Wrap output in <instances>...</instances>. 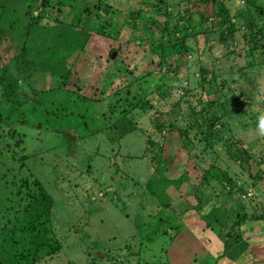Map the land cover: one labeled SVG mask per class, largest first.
<instances>
[{
    "label": "rangeland",
    "instance_id": "rangeland-1",
    "mask_svg": "<svg viewBox=\"0 0 264 264\" xmlns=\"http://www.w3.org/2000/svg\"><path fill=\"white\" fill-rule=\"evenodd\" d=\"M84 1L59 10L43 6L47 0H0L4 6H0L4 8L0 15V60L9 61L26 41L29 48L25 53L36 67L30 78L36 94L33 102L12 110L0 100V116L7 123L3 131L7 130V135L11 131L25 134L28 127L40 124L42 116L45 119L56 114L47 125L57 118L66 120L58 127L69 141L62 145L60 140L50 143L53 150L37 154L24 166L11 163L5 154L0 156V227L5 217L11 216V211L5 212L6 206L12 205L11 196H7L10 180L14 175H27L28 168L55 194V233H67L69 241L64 250L42 256L35 264H232L227 257L211 260L204 253L199 255L206 240L202 217L207 216L219 231L215 250L222 246L233 218L229 209L252 218L263 216L260 220L264 221V134L257 130L258 117L264 114V48L249 52L245 22L233 19L236 30L230 40L223 42L217 33L220 29H214L208 43H198L200 53L189 42L191 51L177 61L179 68L174 74L160 69L157 52L147 46V38L133 25L143 24L139 18L149 8L158 9L177 0L163 4L159 0H108L113 13L102 16L101 20L108 22L104 31L102 22L85 19ZM259 2L264 6V0ZM226 4L231 17L241 13L245 21L243 14L248 11L244 0H226ZM58 20L71 25L72 42L78 39L82 43L66 65L74 71L71 82L88 95L82 108L70 99L65 102L63 91H54L60 82L54 73L63 70L64 64L46 48L50 42L38 48L42 50L34 49L41 43L42 33ZM78 23L84 25L85 35L76 34L74 26ZM62 38L52 40L59 49L70 43ZM113 51L111 61L108 58L110 54L112 58ZM199 68L210 71L206 80ZM102 90L104 93L99 94ZM112 92L110 103L104 94ZM207 100L220 103L225 111L212 132L202 123L199 127L194 121L199 116L192 112L194 109L196 114H203L200 102ZM83 115L92 116L93 125L80 131L78 124ZM152 142L158 147L155 151ZM160 151L166 158L161 172L166 179L177 182L184 172H191L187 185L194 191L203 171L217 170L227 172L233 187L225 181L223 187L211 177L204 185L205 197L212 199L209 191L213 188L217 197L213 196L200 213L186 208L193 198L187 195V185L182 184L176 192H168L174 215L167 214L144 188L156 169ZM171 157L172 163L167 161ZM191 163L196 166L188 167ZM177 222L182 224L180 228L170 227ZM138 225L143 226L141 230ZM154 228V239H144ZM205 245V252L210 251ZM261 245L248 249V262L263 261Z\"/></svg>",
    "mask_w": 264,
    "mask_h": 264
},
{
    "label": "trees",
    "instance_id": "trees-1",
    "mask_svg": "<svg viewBox=\"0 0 264 264\" xmlns=\"http://www.w3.org/2000/svg\"><path fill=\"white\" fill-rule=\"evenodd\" d=\"M159 1L162 4L166 2V0ZM84 2L86 3L83 9L85 19L92 17L102 22L101 27L102 31H104L108 22H103L101 20L102 16L105 13H113L112 6L109 4L108 0H95L89 3L85 0ZM77 3L78 0H47L45 4L43 3V6H54L60 10V7H75ZM244 3L248 11L247 15L243 14L245 21L242 20L241 13L233 15L232 17L230 16V8L226 4V0H177L171 3V6L161 5L158 9L149 8V12L143 14L139 18L142 19L143 24L139 27L133 25V27L142 31V34L147 38L145 41L147 46L152 51L157 52L160 69L175 74L176 70L179 68L177 61L181 59V57H186V53L191 51L190 45L188 44L189 42H193L196 48L200 42L202 44L204 42L205 45L209 42V35L214 29H220L217 33L218 36L222 38L223 42H225V40H230L232 38L230 36L232 33L234 34L236 30L235 19L239 20L241 23L245 22V36H247L248 42L251 43L249 52H253L254 49L264 48V6H261L259 0H244ZM0 6L3 5L0 4ZM3 10L4 8L0 7V15ZM160 11H162L161 13L163 14L161 18L157 15ZM114 14H116V12H114ZM156 15L157 17L155 18ZM80 18L81 15L78 14L77 19ZM92 18L89 19L94 20ZM74 27L77 31L76 34H86V30H84V25H82V23H78V25ZM71 28V25L68 26L64 24L63 21L58 20L56 24L42 33V40L39 45L35 46L33 43L32 45L31 43L29 44L31 47L35 46L36 48L34 49L39 51L42 50L38 49L39 47L50 42L47 46L45 45L46 48L57 54V62H62V65L64 64L62 67L63 70L59 73H54L60 81L54 91H59L60 93L63 91L64 94L62 93V95L64 96L63 100L65 102L70 99L73 101L72 104H80L78 107L82 108L87 104V99H89L88 95L80 89L78 84H73L71 82L74 71L70 69V66H66L70 63L72 56L80 51V46L78 44H82L78 39L75 43L72 42L71 36H73L74 31ZM66 29L68 30L66 31ZM59 37H65L66 40H70L66 48L59 49L58 43L56 45L53 44L52 40H59ZM137 40L139 39L137 38ZM27 48L29 47H27V42L25 41L22 47H19V49L16 48L17 54L13 55L9 61L0 60V96L2 97L0 100L3 99L12 110L22 108L28 103L33 102L36 96L30 84V78L36 70V67L28 54L25 53V51H28ZM196 51L199 53L201 52L198 48ZM3 58L6 59V57ZM108 59L112 61L113 58H111V54ZM199 71L203 79L206 80V76L210 71L206 68H199ZM142 76L143 75L139 77ZM103 93V90L99 92V94ZM113 93L114 92L106 96L104 94V98L109 97L108 101H110V103L112 102L111 96ZM116 94L118 95L119 91H115V95ZM119 100L120 99H117V101ZM123 102L126 103V100H123ZM200 104H202L201 112H203V114H196V111L193 109V114L199 116V118H196L194 121L197 122L199 127L202 123L205 130L212 132L217 119L224 115V108L220 103H215L213 100L200 102ZM54 116H56V114ZM54 116L49 115L44 117L45 119H43L42 116V119L38 121L42 126L40 124H33V127H28L29 132L25 134H16L17 132L11 131L12 135H7V130L3 131L4 128L7 127V123L0 116V156L5 154L11 163L12 161L19 162L20 165L24 166L27 160L37 154L53 150V145L55 143L57 144L58 140H60V145L67 144V142L69 143L68 139H66V134L59 133L58 127V125L62 126L66 120L57 118L53 123L47 125V122L51 121L50 118ZM92 123V116L87 118L83 115L78 127L80 131H85L84 129H87ZM171 133L175 134L174 131ZM48 141L50 142L48 143ZM50 143L53 145L51 146ZM151 144L154 147L153 151L158 149L157 146H154V142ZM157 155L159 160L157 164H155L156 169L147 179L144 188H146L145 190L152 200L153 197L156 198V201L166 210L167 214H173L172 198L168 196V192L172 189L176 192L182 184L186 186L192 174L191 172H184L177 182L166 179L161 175L162 169H164L162 164L166 158H163L162 151H160V153L157 152ZM247 159L248 154H245L244 161H247ZM167 161H171L172 163L173 157L167 159ZM195 166V163H191L188 167L193 168ZM25 170L28 171L27 175L19 177L14 175L9 183V189L7 191L9 194L7 196H11L10 204L12 205L9 207L6 206L5 212L11 211V216L5 217L6 221H4L0 227V264H35L40 257L54 256L56 253L66 248L64 247L65 243L67 245L69 243V241L66 240L68 238L67 233L64 232L62 236L55 233L53 226V211L57 201L55 194L52 193L47 186L42 184L40 180L35 178L28 168ZM157 174L159 175L158 179L156 177ZM211 177L214 179V182L218 184H222V182L225 181L228 185L233 187V182L230 180L227 172L217 170L208 172L207 169L200 175V180L195 186L194 191L189 185L186 186L189 191L187 195L191 194L193 198L191 204H188L186 208L194 209L201 213L208 207L210 202L213 201V196L214 198L217 197L214 188L211 190L214 193L209 191V194L212 193L213 195L212 199L205 197L207 194L205 193L204 185L206 186L210 183ZM222 186L224 187L223 184ZM182 196H186V194L183 193ZM16 198L18 200H16ZM230 210L233 218L229 222V227L225 234L226 238L222 242L221 247L223 250L229 247V243L233 238L246 240L244 238L246 232L248 233L246 237L253 236L257 233L263 234L262 232H264V229L258 232V228H264L263 223L256 222L254 224L245 214H241L235 208H231L229 211ZM160 214L159 212L156 216L154 215L153 218L158 217ZM260 218H263V216L254 218L253 221L260 220ZM202 220L204 221L202 233L206 238L203 244L204 246L208 244V248L211 249V252H205L206 250L202 245L199 255L204 253L207 258H211L212 260V257L217 258L223 254L214 252L216 253L215 256L212 255L214 244L215 246L217 245L216 238L218 237L219 231L215 225L209 222L207 216H203ZM214 222L216 221L214 220ZM215 224L217 225V223ZM247 224L250 226L241 229L243 225L246 227ZM181 225L180 222H177L174 227L172 225L170 227L175 230L180 228ZM141 227L143 226H137L139 230H141ZM156 231V228L151 232L149 231L145 234L144 239L152 241L154 239L152 235ZM209 234L213 237H210ZM70 243L72 244L74 242L70 241ZM89 264H92V262ZM154 264L168 263L156 262Z\"/></svg>",
    "mask_w": 264,
    "mask_h": 264
},
{
    "label": "crops",
    "instance_id": "crops-1",
    "mask_svg": "<svg viewBox=\"0 0 264 264\" xmlns=\"http://www.w3.org/2000/svg\"><path fill=\"white\" fill-rule=\"evenodd\" d=\"M247 218L251 220L252 223H256V222H261L264 225V221L263 220H255L253 221L251 216H248L247 214ZM250 225L247 224L246 227H244V225L241 227V229L243 228H247ZM264 228L259 229L258 228V232H261ZM245 231V229H244ZM246 232V231H245ZM263 234H254L253 236L251 235L250 237H246V235L248 234L247 232L244 234V238L246 240H238L236 238H233L231 240V242L229 243V247L224 248V252L221 255L222 257H227L229 258L232 262V264H254L255 259H251L250 262H248V255L247 253L249 252L248 249L251 246H256L257 244L262 243L261 247L264 248V232H262ZM213 253L214 252H220L222 253L223 249L221 246H219L218 249H212ZM211 252V251H210ZM210 254V253H209ZM212 254V253H211ZM216 253H214L215 255ZM264 257V256H263ZM213 259L216 257H212ZM215 260V259H214ZM258 260V259H257ZM263 261H261L259 264H264V259H262ZM211 263V261H210Z\"/></svg>",
    "mask_w": 264,
    "mask_h": 264
},
{
    "label": "clouds",
    "instance_id": "clouds-1",
    "mask_svg": "<svg viewBox=\"0 0 264 264\" xmlns=\"http://www.w3.org/2000/svg\"><path fill=\"white\" fill-rule=\"evenodd\" d=\"M257 130H258L261 134H264V114H262V115H260V116L258 117Z\"/></svg>",
    "mask_w": 264,
    "mask_h": 264
},
{
    "label": "water",
    "instance_id": "water-1",
    "mask_svg": "<svg viewBox=\"0 0 264 264\" xmlns=\"http://www.w3.org/2000/svg\"><path fill=\"white\" fill-rule=\"evenodd\" d=\"M114 56H115V52L113 51V52H112V58H113Z\"/></svg>",
    "mask_w": 264,
    "mask_h": 264
}]
</instances>
